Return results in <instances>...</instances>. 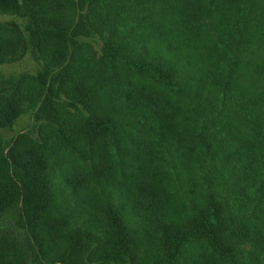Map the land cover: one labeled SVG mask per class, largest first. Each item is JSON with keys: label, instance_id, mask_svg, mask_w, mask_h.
<instances>
[{"label": "trees", "instance_id": "obj_1", "mask_svg": "<svg viewBox=\"0 0 264 264\" xmlns=\"http://www.w3.org/2000/svg\"><path fill=\"white\" fill-rule=\"evenodd\" d=\"M48 1L0 0V12L28 17L30 36L37 37L43 54L52 49L58 65L66 44L60 46L57 36L62 41L67 27ZM159 1H80V8L106 12L100 19L107 29H97L109 91L101 96L97 82L78 83L69 64L63 65L55 75L76 81L63 98L74 113L49 114L50 137L42 141L19 131L11 137L0 133V213L21 201L34 235L47 229L56 243L62 223L54 212L75 197L71 215L86 226V220L101 217L108 223L112 243L99 264H182L186 245L198 240L214 264H264V0ZM154 2L159 10H149ZM20 42L25 39L18 28H0V64L15 55ZM15 79L0 71V129L14 130L29 112L25 106L37 101L35 82ZM165 88L173 91L171 101ZM107 103L121 106L110 109ZM128 123L138 128L127 133L129 155L121 131ZM57 149H64L62 155L89 153L96 167L103 165L93 179L95 189L74 176H54L61 174L50 165ZM110 163L130 171V200L156 177L158 183L170 177L191 201V214L166 223L146 263L135 256L127 222L150 224L147 217L167 206L166 186L148 195V209L136 206L130 217L114 203L116 196L125 197L123 190L113 191L116 177L102 171ZM80 234L77 229L78 243L99 242Z\"/></svg>", "mask_w": 264, "mask_h": 264}, {"label": "rangeland", "instance_id": "obj_2", "mask_svg": "<svg viewBox=\"0 0 264 264\" xmlns=\"http://www.w3.org/2000/svg\"><path fill=\"white\" fill-rule=\"evenodd\" d=\"M81 0H49L48 6L56 11L65 21L67 34L62 37L57 36V43L60 46L66 44V52L62 55L63 62L54 65L52 59V49L46 50L43 54L39 49L37 37H31L27 29L29 18L16 13L0 12V28L4 29L8 24L18 28L22 33L25 43L20 42L13 57H10L5 63L0 64V71L5 76H14L16 84L22 81H33L36 87L37 101L35 104L26 105L28 113L22 114L12 128L0 129V133L11 137L16 132L24 133L30 138L42 141L43 138L50 137V121L52 117L49 114L67 115L74 113V109L67 107L63 103L66 97L67 88H75L78 83L95 85L97 82L98 92L103 96L108 87L104 86L102 63L100 61V46L103 42L99 34L98 27L105 30L108 25L101 21L100 16L105 12L99 9L89 10L85 6L80 8ZM155 1V0H154ZM161 2V0L159 1ZM158 2V3H159ZM150 6L151 9H160L159 4ZM111 7V4H110ZM106 13V12H105ZM69 64V70L76 75V81L71 80L67 75L57 77L56 71L63 65ZM15 79V80H16ZM128 80V76H125ZM125 87V84H124ZM14 86L10 85L8 91H13ZM164 94L171 101L173 91L164 89ZM108 108L118 109L121 105L111 106L107 103ZM127 130H121L125 139H122V147L127 155L131 150L130 141L127 133L136 131V126L131 127L128 123ZM144 132L143 130H141ZM98 140L95 141L93 152ZM23 144L30 146V141ZM10 147V146H9ZM6 148V153L9 150ZM64 149L51 151L50 165L61 174L54 176H74L82 182H90L93 188H96L94 178L99 175V170L103 165L96 167L92 161V156L81 155L78 151L73 150L71 153L62 155ZM111 159V158H107ZM129 159H125L128 161ZM107 166L104 173H113L115 181L112 179L113 191L115 195L120 194L119 189L123 190L124 196H116L114 203L120 208L127 209V214L132 217V209L136 206H143L142 209L149 208L148 195L152 192H164L166 188L165 205L159 214L148 216L147 224L136 225L134 219L128 220L130 234L134 242V253L139 262L146 263L156 249H158L159 239L163 234V227L170 220L175 222L176 218L185 220L186 215L191 214V201L180 191L178 184L173 179L166 178V183H158L157 177L150 189L141 188L137 190V197L133 200L127 198L129 190L130 196V171L125 167L121 171L119 163L104 164ZM110 170H109V169ZM156 170L158 169L157 167ZM152 169L150 173L155 172ZM156 176V174H155ZM167 177V176H166ZM176 178V175H174ZM58 180H55L57 183ZM66 187V185H63ZM164 186H166L164 188ZM76 203L75 197L67 204L63 211L54 212L62 223L60 227L61 237L54 243L49 238L47 229L41 228L35 236L30 229L27 217L24 215L21 201H15L8 208L0 213V264H99V257L108 249L112 243V236L108 229V223L105 219L97 218L95 220H86L71 215V209H74ZM131 209V210H130ZM176 217V218H175ZM127 219V215H126ZM130 221H132L130 223ZM146 223V221H144ZM60 223V224H61ZM79 229L82 238L86 239L89 234L99 240L92 243H78L74 237L75 232ZM38 239H37V238ZM183 252L182 264H214L215 258L209 253L203 241L198 240L193 246Z\"/></svg>", "mask_w": 264, "mask_h": 264}]
</instances>
